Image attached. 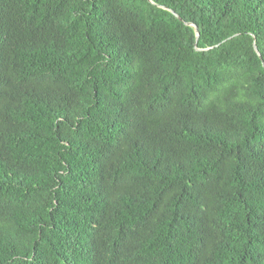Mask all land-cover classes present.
I'll list each match as a JSON object with an SVG mask.
<instances>
[{"label": "trees", "instance_id": "1", "mask_svg": "<svg viewBox=\"0 0 264 264\" xmlns=\"http://www.w3.org/2000/svg\"><path fill=\"white\" fill-rule=\"evenodd\" d=\"M0 264H264V0H0Z\"/></svg>", "mask_w": 264, "mask_h": 264}, {"label": "water", "instance_id": "2", "mask_svg": "<svg viewBox=\"0 0 264 264\" xmlns=\"http://www.w3.org/2000/svg\"><path fill=\"white\" fill-rule=\"evenodd\" d=\"M150 2H153V0H149ZM166 9H168V8H166ZM170 11L179 19V20H181V21H183V19H182V17L176 12V11H174V10H171L170 9ZM186 24L188 25V26H193L194 28H195V30H196V32H197V40H199V36H200V33H199V28H198V26L197 25H195L194 23H191V22H186ZM197 50H201L200 48H198L197 47ZM255 50H256V52L258 53V55L260 56V57H262L261 56V53L259 52V49H258V47H257V45L255 44Z\"/></svg>", "mask_w": 264, "mask_h": 264}]
</instances>
